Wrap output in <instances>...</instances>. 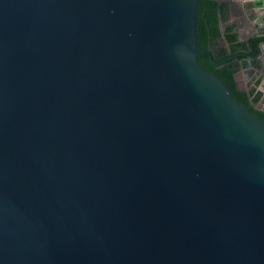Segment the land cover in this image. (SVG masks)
Masks as SVG:
<instances>
[{"label": "water", "instance_id": "water-1", "mask_svg": "<svg viewBox=\"0 0 264 264\" xmlns=\"http://www.w3.org/2000/svg\"><path fill=\"white\" fill-rule=\"evenodd\" d=\"M198 3L0 0V264H264V120Z\"/></svg>", "mask_w": 264, "mask_h": 264}, {"label": "trees", "instance_id": "trees-1", "mask_svg": "<svg viewBox=\"0 0 264 264\" xmlns=\"http://www.w3.org/2000/svg\"><path fill=\"white\" fill-rule=\"evenodd\" d=\"M217 0H199L197 18V45L201 51L197 55L199 63L212 74L220 78L233 96L251 113L264 120V108L258 104L263 95L258 90L260 80L248 90L240 88L235 80V74L241 68H248L250 62L257 68L261 67L259 59L260 44L264 42V32L253 35L248 40H242L235 23H227L223 28L220 18L225 16L226 8L219 9ZM220 39L230 46L231 53L226 49L210 50ZM210 52L213 60L210 59Z\"/></svg>", "mask_w": 264, "mask_h": 264}, {"label": "rangeland", "instance_id": "rangeland-1", "mask_svg": "<svg viewBox=\"0 0 264 264\" xmlns=\"http://www.w3.org/2000/svg\"><path fill=\"white\" fill-rule=\"evenodd\" d=\"M228 2L231 5H235L236 7H239L238 12H235L232 10L231 13V23H235L239 27V33L240 37L245 39L250 35L255 34L256 32H264V28H258L255 25V22H249V15L251 14V9L254 7V5L249 4L247 8H241L238 4L235 3V0H228ZM259 6H264V0H257V3L255 7ZM247 13L245 16L242 13ZM262 23H264V19H262ZM223 43L225 41L221 39ZM250 66L248 68L242 69V71L239 73L238 78H239V86L242 88H253L254 84L257 80H260L259 84V89L261 88L262 85H264V64L261 69L250 71ZM260 72V75H259ZM249 86V87H248ZM263 95H264V90H262ZM261 102H259V106H262V100L260 99Z\"/></svg>", "mask_w": 264, "mask_h": 264}, {"label": "flooded vegetation", "instance_id": "flooded-vegetation-1", "mask_svg": "<svg viewBox=\"0 0 264 264\" xmlns=\"http://www.w3.org/2000/svg\"><path fill=\"white\" fill-rule=\"evenodd\" d=\"M220 3L223 5V6H225V8H226V11H225V16L227 17V19H225V18H223V17H221V19L222 20H220V23H221V26H222V28L227 24V23H231V11L232 10H234L235 12H238V10H239V7H236L235 5H231L229 2H228V0H220ZM247 13H249V12H244V13H242L244 16L247 14ZM236 28H237V31H238V33H239V27H238V25H236ZM260 34L262 33V32H259ZM253 35H256V33L255 34H253ZM253 35H250V36H248L249 38L251 37V36H253ZM239 37H240V33H239ZM241 39V38H240ZM244 40H248V39H244ZM225 41V40H224ZM221 48H224V49H226L229 53H231V50H230V46H229V44H227L226 42L225 43H223L222 41H221V39L212 47V49L213 50H220ZM260 59V62H261V67H260V69L263 67V64H264V56H263V58H259ZM242 69H245V68H241L239 71H242ZM237 85L239 86V80L237 81ZM240 87V86H239ZM240 88H242V87H240Z\"/></svg>", "mask_w": 264, "mask_h": 264}, {"label": "clouds", "instance_id": "clouds-1", "mask_svg": "<svg viewBox=\"0 0 264 264\" xmlns=\"http://www.w3.org/2000/svg\"><path fill=\"white\" fill-rule=\"evenodd\" d=\"M235 3L238 4L241 8H247L249 4L254 5L251 9V14L248 19L251 22H255L256 27L264 28V23H262V19H264V6L255 7L257 0H235ZM258 90H264V85L261 86Z\"/></svg>", "mask_w": 264, "mask_h": 264}, {"label": "built area", "instance_id": "built-area-1", "mask_svg": "<svg viewBox=\"0 0 264 264\" xmlns=\"http://www.w3.org/2000/svg\"><path fill=\"white\" fill-rule=\"evenodd\" d=\"M261 100H262V106H260L261 108H264V95H262V97H261ZM259 102H261V101H259Z\"/></svg>", "mask_w": 264, "mask_h": 264}, {"label": "crops", "instance_id": "crops-1", "mask_svg": "<svg viewBox=\"0 0 264 264\" xmlns=\"http://www.w3.org/2000/svg\"><path fill=\"white\" fill-rule=\"evenodd\" d=\"M258 71V70H257ZM259 75H260V72H259ZM259 88V87H258ZM262 91V90H261Z\"/></svg>", "mask_w": 264, "mask_h": 264}]
</instances>
